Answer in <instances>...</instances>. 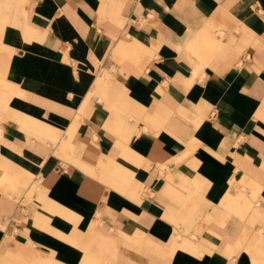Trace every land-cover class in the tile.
<instances>
[{
  "label": "crops",
  "instance_id": "crops-1",
  "mask_svg": "<svg viewBox=\"0 0 264 264\" xmlns=\"http://www.w3.org/2000/svg\"><path fill=\"white\" fill-rule=\"evenodd\" d=\"M9 1L0 264H222L233 184L264 198V0Z\"/></svg>",
  "mask_w": 264,
  "mask_h": 264
},
{
  "label": "bare ground",
  "instance_id": "bare-ground-1",
  "mask_svg": "<svg viewBox=\"0 0 264 264\" xmlns=\"http://www.w3.org/2000/svg\"><path fill=\"white\" fill-rule=\"evenodd\" d=\"M1 3H2V6L0 7V12L2 11V14H5L3 16L5 21L2 23L0 30L4 36L5 28L8 25H10L9 24V22H10V15L9 14H11L12 7L10 5L9 0H2V1L0 0V4ZM219 32L221 33L222 30H220ZM214 42L216 43V41H214ZM8 46L9 45L7 43H5L3 39L0 40V48H1L0 50L3 51L4 48L8 47ZM0 58H1L0 59V110L11 111V112H13V114H16V112H17V116H20V113L18 112V110L11 108L9 105V101H10L13 93H15V90L13 89V87H10L7 80H5V78L7 76V72H8V56H2L1 55ZM206 112H204V113H206ZM198 116H200V115H198ZM203 119H204V117H203ZM16 121H18L20 123V126L23 129H25L27 127L25 125V122H26L25 119H21L20 117H18L16 119ZM33 124L40 126L41 123H39V121L34 119ZM71 143L72 142L68 141V144H65V145H71ZM131 157H133V156L131 155ZM229 160H230V158H229ZM248 188H250L251 193L246 192V190ZM233 190H238V191L235 194V196H233V198L226 200V203L229 206V208H231L233 212L238 214L239 219L241 221L247 220V222H249L251 225H253L255 222H259L260 226H258L256 229H251V230L244 227L242 229L240 236H239L240 238L237 240V242H235V244L229 242L226 245V247L224 248L223 252L219 251L220 247L214 248L211 246H206L203 242H197V241L191 240V239L196 237L197 231H193L190 233L191 239H185V238L181 239L182 241L179 242V246H181L183 249L190 251L193 254H196L199 256L211 253L215 249L224 255L225 260L222 262V264H264V198L260 194L261 185L255 183L253 180L243 179L241 184H235V183L233 184ZM176 197H178V196L176 195ZM39 199H40V197H39ZM5 219H7V218H5ZM9 221L6 223H9ZM38 222L39 223L40 222L45 223L46 220L40 219ZM179 228H180V230L177 231V237L176 238L182 237V234H185V232H186L181 228V226H179ZM71 238H74V237H71ZM84 248L85 247H83L82 249H84ZM104 249H106L107 251H112V248H109V247L104 248ZM104 249H103V251H104ZM149 249L157 250V248L155 249L152 247H149ZM172 249H171V251H172ZM171 251L169 252V254L171 253ZM220 262L221 261H219L218 263H220ZM214 263L215 262L213 261L212 264H214ZM35 264H42V263L39 260L35 259ZM43 264H58V263L53 261L50 258L49 259L47 258L46 261L43 262Z\"/></svg>",
  "mask_w": 264,
  "mask_h": 264
},
{
  "label": "rangeland",
  "instance_id": "rangeland-1",
  "mask_svg": "<svg viewBox=\"0 0 264 264\" xmlns=\"http://www.w3.org/2000/svg\"><path fill=\"white\" fill-rule=\"evenodd\" d=\"M254 226L256 225V228L258 226H260V223L259 222H256L253 224ZM2 227H5L6 224H1ZM18 259L17 261V264H35V259H31V258H24L20 255L17 256L16 260Z\"/></svg>",
  "mask_w": 264,
  "mask_h": 264
}]
</instances>
